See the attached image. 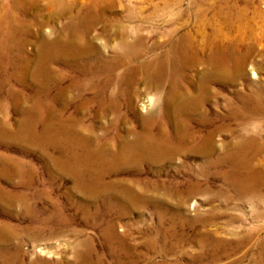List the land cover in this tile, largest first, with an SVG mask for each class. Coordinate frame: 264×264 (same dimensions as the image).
Instances as JSON below:
<instances>
[{
	"label": "bare ground",
	"instance_id": "obj_1",
	"mask_svg": "<svg viewBox=\"0 0 264 264\" xmlns=\"http://www.w3.org/2000/svg\"><path fill=\"white\" fill-rule=\"evenodd\" d=\"M21 1L12 0V4L0 8V116L11 110L21 115L12 130L0 125V139L29 144L44 154L57 152L58 156L48 163L61 178L73 182L77 193L90 199L110 196L120 206L129 203L128 198H135L132 183L143 184L148 176H161V164L181 155L197 158L198 168L187 166L188 172L175 176L189 182L209 176L221 178L239 198L248 197L264 212V173L251 163V150L259 143L257 133L264 136V83L252 82L248 93L233 91L235 101L222 96L226 85L238 84V78L244 75L255 42L264 35V24L256 33L242 23L239 13L234 21L226 17L221 26L200 20L193 36L189 31L179 32L186 21L178 24L160 20L169 29L149 44V36L158 34L156 21L137 19L132 13L124 18L107 17L109 0H86L77 8L72 2L49 0L51 16L43 21L53 14L68 17L59 29L44 31L35 0H25L27 4ZM25 7L35 9L37 22L22 23L19 12ZM30 26H35L38 34L39 53L34 60L23 56ZM57 58L61 60V75L51 67ZM58 78L61 111L43 104ZM14 81L23 88L15 89ZM28 82L36 84L30 94L25 90L30 89ZM213 88L218 89L213 92ZM3 96L10 101V110L1 103ZM235 121L254 126L252 135L226 142L223 136H232ZM226 165L229 170L224 171ZM31 170L0 156V176L18 178L22 187L31 186L24 181L34 172ZM163 175L170 176L166 172ZM193 185L199 188L197 183ZM193 185L188 184L185 191H174L175 197L185 203L188 193L194 191ZM1 191H5L0 188L2 195L16 196ZM180 222L188 226L190 221L178 218L176 223ZM3 227L0 225V229ZM233 232L228 230L226 234L234 237ZM160 235L164 244L166 232ZM207 235L195 241L199 249L195 261L206 257L209 246L213 252L231 245L218 235L207 241ZM252 239L251 264H264V236L258 239L244 233L235 244L242 247ZM112 240L120 241L115 236ZM84 264L104 263L96 257L94 263L87 259Z\"/></svg>",
	"mask_w": 264,
	"mask_h": 264
},
{
	"label": "rangeland",
	"instance_id": "obj_2",
	"mask_svg": "<svg viewBox=\"0 0 264 264\" xmlns=\"http://www.w3.org/2000/svg\"><path fill=\"white\" fill-rule=\"evenodd\" d=\"M85 1L59 0L62 4L72 2L73 7H79ZM109 1L111 9L105 13L107 17L124 18L132 13L131 15L137 19L150 18L156 21V25H152L151 28L154 26V29H158V34L149 36V44L157 40L160 34L167 30L166 28L169 29L168 26L162 25V22L167 20H173L172 22L178 24L186 21V27L179 32L189 31L193 36L197 30L196 22L210 20L221 26L226 17L234 21L239 13H242V23L252 27L256 33L261 31L264 24V0ZM21 2L27 4L25 0ZM5 3L13 2L0 0V8ZM35 3V9L40 11L43 31L59 29L68 17L53 14L51 19L43 21L44 18L51 16L47 9L49 0H35ZM34 10L25 7L19 12L22 23L29 25L33 21L37 22L34 20L37 14H34ZM34 27L30 26L23 50V56L28 60L36 59L39 53L38 34ZM206 30L209 31L210 28ZM51 38L53 36H50ZM255 43L245 73L237 80L239 83L224 87L222 96L226 100L235 101L233 91L248 93L252 82L264 83V35ZM239 48L242 49L243 46L239 45ZM51 67L61 75L59 58L51 63ZM195 73L191 72L193 75ZM53 82L52 86L55 87L51 89L49 98L43 101V104L61 111V97L58 96L61 78ZM28 83L30 89L25 90L30 94L36 84ZM12 84L17 90L23 88L15 81ZM217 89L213 88V92ZM1 101L10 110L11 103L5 96ZM28 105L29 103L26 106ZM207 108L211 109L212 105H208ZM20 119V113L11 110L9 114L0 116V125L12 130ZM242 125V121L232 122V136L224 134V141L229 142L240 135L250 137L254 126ZM193 127L198 126L193 124ZM257 136L259 143L251 150L253 156L251 163L255 166L253 168L264 173V136L261 132L257 133ZM224 152L228 153V149H224ZM48 154L29 144L0 139L1 157L19 161L22 165L29 166L31 172H35L32 173L34 176L30 174V178L25 177L24 181L31 183V186L28 184V188L20 186L18 178L7 180L0 176V188L16 195L12 198L0 194V225L5 226L4 229H0V264H84V261L87 263V259L94 263L96 257L102 258L104 264H251L254 239L244 243L242 247L236 246L235 243L242 240L244 233L258 239L264 236L262 208L248 197L247 200L239 198L234 188L223 179L209 176L206 180L192 179L189 182L181 175L175 176L181 171L188 172L187 166L190 169L198 168L197 158L186 159L181 155L171 162L161 164L162 177L155 179L148 176L147 179H143V184L132 183L131 185L136 188L135 198L133 200L128 198V201L125 198L129 203L120 206L117 204L118 200L110 196L100 195L93 199L81 196L74 190L73 182L61 178L57 169H52L48 163L51 157L58 156L57 152L51 151ZM28 163L29 165H26ZM227 170L229 167L226 165L224 171ZM164 172L170 176L165 177ZM193 183H197L199 188L195 189ZM188 184L193 185L194 191L191 190L185 203H182L175 197L174 191H185ZM150 185L152 187L146 191V187ZM178 218L190 221L188 226L182 222L177 224ZM257 228L260 229L258 233L255 232ZM228 230L234 231L235 236L230 237L226 234ZM164 232L166 238L162 244L160 234ZM214 234L231 245L226 246L224 251L214 249L213 252L209 246L205 251L204 260L195 261L199 254V249L195 245L196 239L207 235V241H210L217 236ZM113 236L120 241H113ZM89 248L92 249L91 252ZM77 254H80L79 258L76 257Z\"/></svg>",
	"mask_w": 264,
	"mask_h": 264
}]
</instances>
